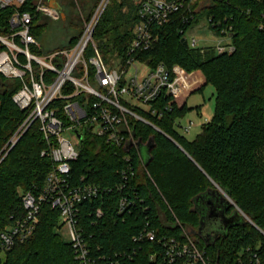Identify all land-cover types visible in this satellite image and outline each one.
Segmentation results:
<instances>
[{
    "label": "trees",
    "instance_id": "obj_1",
    "mask_svg": "<svg viewBox=\"0 0 264 264\" xmlns=\"http://www.w3.org/2000/svg\"><path fill=\"white\" fill-rule=\"evenodd\" d=\"M65 1L71 7V0ZM29 9L24 5L23 10ZM68 11L73 10L63 11L65 18L58 22L66 31L65 38L73 29L75 33L67 45L51 49L44 48L43 41L50 19L36 17L33 34L40 41V53L46 55L77 42L81 25L71 18L73 14L67 19ZM199 13L189 22L178 14L159 29V41L142 55L151 68L159 63L169 68L178 65L188 74L203 76L201 83H193L177 98L159 97L157 104L170 103L171 110L144 118L161 132L135 124L138 140L147 144L152 139L150 153L142 156V151L138 156L87 133L78 159L71 164L74 180L110 190L81 205L79 223L95 264H169L160 240L182 242L183 231L207 264H264V0H216ZM11 14L10 9L0 11V33L8 28ZM209 17L222 28L231 27L232 52L216 54L211 47L185 48L181 44L185 32L200 18ZM137 20V4L131 0L107 6L95 27L94 42L98 38L102 50L122 55ZM206 85L214 88V113L189 140L174 127L175 121L188 112L189 96ZM19 87L17 81L0 76V233L14 217L24 214L20 193L41 189L52 168V161L41 155L47 141L37 122L13 146L7 145L25 119L12 99ZM127 154L130 162L123 160ZM120 185H124L122 189ZM121 196L135 204L119 217L117 199ZM207 200L214 201L228 219L225 229L203 235L199 230ZM97 208L103 211L99 218ZM62 227L59 213L45 203L34 233L1 254L0 264H79L71 243L58 233ZM144 229L153 230L156 239L132 242Z\"/></svg>",
    "mask_w": 264,
    "mask_h": 264
},
{
    "label": "built area",
    "instance_id": "obj_2",
    "mask_svg": "<svg viewBox=\"0 0 264 264\" xmlns=\"http://www.w3.org/2000/svg\"><path fill=\"white\" fill-rule=\"evenodd\" d=\"M51 1L0 0V11L12 10L8 28L0 33V76L19 83L20 87L12 99L25 113L24 121L7 145L13 146L37 122L39 131L47 141L41 155L52 161V168L41 189L20 193L24 214L14 217L0 233V255L34 233L41 208L46 203L59 213L62 226L68 229L69 242L79 264H95V259L90 256L89 244L82 235L79 215L83 202L109 189L86 185L82 179L77 182L72 178L71 164L78 159L81 143L87 133L101 139L103 144L126 152L134 151L141 156L140 147L146 144L135 137V124L140 122L160 131L144 117L147 114L162 116L170 111V103L157 104L159 97L177 98L188 83V73L178 65L169 68L159 63L151 68L142 60V55L159 41V29L178 14H181L184 22L192 21L216 0H131L137 4L138 20L133 29V38L122 54L119 69L106 67L93 38L95 27L110 0L93 2L85 14L83 10H77L81 16V31L74 45L46 55L40 53V41L33 34L36 17L53 21L65 18L63 10L52 7ZM24 5L30 9L23 10ZM205 20L209 32L216 39L215 45L206 47L213 48L216 54L232 52L231 27L222 28L221 23L215 22L213 17ZM183 37L186 38L185 35ZM186 40L189 47L198 48L195 38ZM141 63L145 64L147 73L139 80ZM190 126L191 123L186 127H176L188 132ZM64 132L71 136L74 133L78 142L64 137ZM130 159L129 154L123 155L124 161L130 162ZM130 174L133 172L130 171ZM120 186L119 189H122L124 185ZM135 196L138 197L137 194ZM117 200L116 214L119 217L129 212L135 204L127 196ZM102 214L101 208H97V217ZM183 234L185 239L182 242L165 237L160 240L168 263L207 264L193 239L185 231ZM144 238L153 241L156 234L153 230L144 229L133 236L132 242L139 243ZM132 254H136L135 249Z\"/></svg>",
    "mask_w": 264,
    "mask_h": 264
},
{
    "label": "rangeland",
    "instance_id": "obj_3",
    "mask_svg": "<svg viewBox=\"0 0 264 264\" xmlns=\"http://www.w3.org/2000/svg\"><path fill=\"white\" fill-rule=\"evenodd\" d=\"M68 1V0H67ZM86 1L88 0H71V7L68 6V2L66 3V1L64 0H59V2H61L62 6H65L67 8H63L61 7V10H63L65 12V10H73V11H68V13L66 14L67 19H69V16H71V14H73L71 16V18L73 17L74 21L78 24L81 25L80 22V13H77V10H83V14H85L86 10H90V8L92 7V4L94 2V0L91 1V3H87ZM120 0H110L109 3L107 4V6H111L114 3L119 2ZM73 12V13H72ZM61 22L58 21H53L52 19L47 23L45 29H44V43L45 46L44 48L46 49H51L53 47H58V46H62V45H67V39L69 37L72 36V33L76 30L73 29V32H68V38H65V29H63ZM186 38L188 39V41H190L192 38L196 39V41H198L197 47L201 48V47H206V46H213L216 44V39L213 37V35L209 32L208 30V26H207V21L202 18L199 20V22L193 26L191 29H189L186 34H185ZM95 43L100 51V54L105 62V65L108 69H119V67L121 66L122 63V55L120 53H118V51L115 50H110L108 52H106L105 50L101 49V40L100 39H95ZM142 71H140L141 73L139 74V80H142L146 73H147V69L145 68V64L141 63L139 64ZM202 75H200L199 72L193 73V74H188V76H186V81L187 83V87L190 88L191 85L193 83H201V81L203 80ZM92 82V81H91ZM185 87V88H187ZM194 89L197 88L195 86H193ZM184 88V89H185ZM215 92H214V88L211 85H206L204 86L201 90H197L195 92H193L188 100H187V107L189 108L188 112L183 116V117H179L176 119V126L180 125V126H188L191 123L190 129L188 130V132L184 131V129L181 128H177V130L183 134V136H185L187 139L189 140H193L200 132H201V128L206 121L210 120L213 113H214V109H215ZM63 136L72 140V142H78V138L76 137V135L73 133V135L71 136V134L64 132ZM217 188L223 192V190L221 188H219L217 186ZM225 194V192H223ZM60 237L62 238L63 241L65 242H69L70 241V237H69V233H68V229L66 228V226H63L59 231H58Z\"/></svg>",
    "mask_w": 264,
    "mask_h": 264
},
{
    "label": "water",
    "instance_id": "obj_4",
    "mask_svg": "<svg viewBox=\"0 0 264 264\" xmlns=\"http://www.w3.org/2000/svg\"><path fill=\"white\" fill-rule=\"evenodd\" d=\"M50 5L56 9L60 8V6L53 0L51 1ZM180 42L185 48L189 47L185 37H182ZM152 148H153V141L152 139H150L145 146L140 147V152L142 151L144 152L142 153V156L148 155ZM221 193L225 196L226 200L230 204L234 205L226 194H224L223 192ZM205 207H206V210H205V214H203V218H202L203 220L201 222V227H200L199 232L203 233V235H207L208 233L214 231V229H225L226 228L225 219H228V218H225L222 210H217L219 207L214 204V201L207 200L205 202ZM237 210L239 211V209Z\"/></svg>",
    "mask_w": 264,
    "mask_h": 264
},
{
    "label": "crops",
    "instance_id": "obj_5",
    "mask_svg": "<svg viewBox=\"0 0 264 264\" xmlns=\"http://www.w3.org/2000/svg\"><path fill=\"white\" fill-rule=\"evenodd\" d=\"M54 2H55V1H54ZM56 3L59 5L60 2H58V1L56 0ZM60 8H61V5H60ZM200 75H201V74H200ZM201 77H202V76H201ZM202 79H203V77H202Z\"/></svg>",
    "mask_w": 264,
    "mask_h": 264
}]
</instances>
